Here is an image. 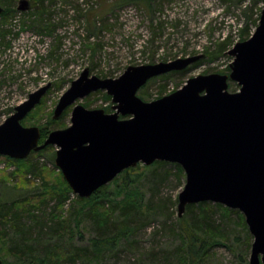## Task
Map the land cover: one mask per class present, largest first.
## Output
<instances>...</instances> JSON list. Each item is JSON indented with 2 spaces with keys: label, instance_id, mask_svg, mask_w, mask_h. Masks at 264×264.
<instances>
[{
  "label": "rangeland",
  "instance_id": "obj_1",
  "mask_svg": "<svg viewBox=\"0 0 264 264\" xmlns=\"http://www.w3.org/2000/svg\"><path fill=\"white\" fill-rule=\"evenodd\" d=\"M22 2L27 3L25 10L18 9ZM0 5L17 11L8 23L0 17V31L8 32L4 39L0 37V125L31 93L51 84L45 104L41 110L35 108L23 126L61 130L71 125V112L64 120H54V110L85 69L100 78L117 79L130 66L205 56L184 74L171 73L150 80L137 93L145 102L177 91L198 75L229 74L226 70L233 58L228 52L239 42L247 17L250 24L257 20L264 3L263 0H153L152 13L144 5L127 0H42V3L0 0ZM37 6L45 8L42 18L44 25L51 24V34L34 23L40 20L39 15L30 14L39 12ZM225 39L230 43L228 52L211 60ZM236 89L239 90L238 85ZM103 94L106 92L93 93L78 103L83 106L88 103L85 107L92 110L113 107L112 101H106ZM113 112L111 108L107 113ZM51 120L59 124H52ZM56 151V147L50 146L44 156H30L45 166V179L49 181L63 179L55 165ZM174 165L158 167L156 171L140 165L130 174L128 180L133 184L130 188L139 189L144 196L142 207L129 217L122 216L123 210L118 208L115 218L111 219L112 225L109 223L110 229L101 233L113 236L121 229L129 236L121 239L113 251L99 257L96 264H249L254 239L250 234L252 240L248 246L238 215L242 213L232 209L229 217L220 211L214 215L215 225L228 233L226 241L218 239L220 244L208 248L200 261L184 263L179 250L177 199L185 186L186 175L183 179L177 178ZM0 180L3 182H0V202L34 196L37 188H43L41 179L17 173L16 167L6 161L0 163ZM111 191L115 195L111 196L110 204L123 203L124 195L118 194L115 184L111 185ZM103 204L106 208L110 206L106 201ZM68 205L66 216L76 206L75 203ZM52 208L53 204L47 206L46 213ZM36 214L42 217V212ZM193 219V214L187 216V221ZM126 223L128 229L123 226ZM82 224V238L76 236L70 242L68 235L47 236L40 240V249L58 239L61 248H68L69 244L86 246L89 239L100 236L95 222L85 218ZM32 231L37 235L38 229L33 227Z\"/></svg>",
  "mask_w": 264,
  "mask_h": 264
},
{
  "label": "water",
  "instance_id": "obj_2",
  "mask_svg": "<svg viewBox=\"0 0 264 264\" xmlns=\"http://www.w3.org/2000/svg\"><path fill=\"white\" fill-rule=\"evenodd\" d=\"M4 11L0 5V17ZM228 55L233 58L229 74L198 75L152 102L137 96L150 80L184 71L205 56L130 66L117 79L85 69L54 110L58 120L72 107L71 125L52 131L40 144V128L22 121L40 105L48 84L0 125V156L26 160L56 147L55 165L82 199L138 165H179L186 175L179 218L188 206L205 202L240 211L254 239L249 264H264V5L254 33ZM230 82L239 90L231 92ZM98 91L111 97L112 114L78 103Z\"/></svg>",
  "mask_w": 264,
  "mask_h": 264
},
{
  "label": "trees",
  "instance_id": "obj_3",
  "mask_svg": "<svg viewBox=\"0 0 264 264\" xmlns=\"http://www.w3.org/2000/svg\"><path fill=\"white\" fill-rule=\"evenodd\" d=\"M131 1L142 4L150 13L153 12V0H127V2ZM37 3H42V0H37ZM37 7L39 12L30 14L39 15L40 20L34 23L37 24L41 30L45 29L51 34V24L47 23L44 25V20L42 18L45 8L41 6ZM4 9L5 11L1 17L5 19V23H8L10 17L12 19L17 11L13 7L8 6ZM260 17L261 13L258 14L257 20L252 21L251 24L249 23L250 17H247L244 23L245 26L242 25L241 28L238 39L239 42L250 38L258 27ZM250 25L253 27L251 28ZM7 33V30H1V39H4ZM229 45V41L225 39L224 42L220 44L219 50L213 54L211 60L216 59L215 56L219 54L225 55V53L228 52L227 48ZM187 70L188 69L174 73L184 74ZM226 72H230L229 66ZM236 86L237 85L230 82L229 90L231 92H236ZM103 97L106 101H112L111 97L107 94H103ZM160 98H162V95L157 99ZM45 101L46 97L42 99L40 105L36 107V110H41ZM85 106L88 107L89 104L87 103ZM111 108L112 106L107 108L105 112L107 113ZM36 110L34 109L33 111ZM70 112L71 110L68 108L60 119H66ZM31 113L29 115H31ZM26 118L22 121V124H25ZM51 121L52 124H59V121ZM52 131L55 130H51L50 127L46 126L41 127V138L39 143L43 144ZM49 147L45 148L43 151L32 153L31 155L40 158L44 156ZM3 161L8 162L11 166H15L17 173L24 175L32 174L34 178L41 179L43 183V188H37L34 196L27 195L12 201L5 200V202H0V258L3 260L4 264H96L98 258L102 257L106 252L113 251L121 239L128 238L129 235L124 231H120L121 229L117 234L107 237L105 234L106 232H101L110 229L111 219L115 218V213L118 211V208L123 210L122 216L129 217L132 212L139 210L138 207H142V199H144V196L139 189L130 188L133 184H130L128 180L130 174L137 171L141 167L140 165L137 166V168L125 170L112 184L100 188L91 198L82 199L73 194L61 172L58 174L59 177L63 178L60 180L61 182L59 179L53 181L46 180L45 166L40 165L38 162H34L31 157L26 160H15L0 156V163ZM166 165H169V163L156 162L149 168L156 171L158 167ZM174 167L177 169V178L183 179L185 175L182 168L179 165H174ZM56 180L59 182H55ZM113 184H115L118 194L124 195L122 200L123 203L120 202L115 205L110 204L111 196L115 195L111 191V185ZM104 201L110 204L109 208L105 207L103 204ZM71 203H75L76 206L71 207ZM50 204H53V208L50 213H46L45 208ZM68 204H70V206ZM67 205L71 207L69 216L65 215V213H68L65 209ZM196 210H199L200 214H194ZM218 211L222 212L224 217H229L232 213V210L223 205L205 202L188 206L185 213L186 215L177 221V224H179V237L181 239V247L179 249L181 250L180 257L184 263L188 261H190V263L200 261L201 254L205 253L208 248L220 244L219 242L221 241H217L218 239L226 241L228 236L226 229L220 227V225H215L214 222V215ZM36 212H42V217L37 216ZM190 214H193L195 219L187 221V216ZM238 215L240 224L246 232L248 246H250L252 237L246 225L245 218L242 214L238 213ZM85 218L95 222L96 227L100 230L98 235L101 237L89 239L88 245L86 246L69 244L68 248H61L58 239L55 243L48 242L46 246L42 247V250L40 249L39 243L47 238V236H58L59 238V236L63 237L64 235H68L69 240H71L70 242H72L76 236L82 238V223L85 221ZM72 225H74V229ZM123 226L127 228L129 225L126 223ZM33 227L36 230L38 229L37 235L32 231ZM48 230L49 234L47 232Z\"/></svg>",
  "mask_w": 264,
  "mask_h": 264
}]
</instances>
